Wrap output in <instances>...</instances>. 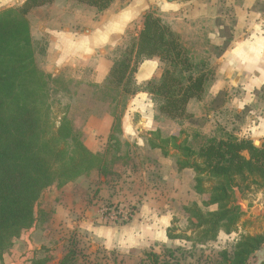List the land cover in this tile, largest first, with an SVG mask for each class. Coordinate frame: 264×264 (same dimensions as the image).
Masks as SVG:
<instances>
[{"label":"rangeland","instance_id":"374dc122","mask_svg":"<svg viewBox=\"0 0 264 264\" xmlns=\"http://www.w3.org/2000/svg\"><path fill=\"white\" fill-rule=\"evenodd\" d=\"M137 2L145 3L143 14L166 17L162 19L171 28L183 30L193 74L204 73L206 82L214 79L217 59L230 42L241 35H264V0H123L120 8ZM75 4L52 8L45 14L36 11L31 19L28 14L30 45L37 67L48 80L53 135L63 139L59 130L65 119L70 121L69 133L102 157L105 169L99 172L84 167L75 181L47 189L36 209L39 223L14 241L0 264H29L34 258H48L49 264H59L73 249L79 253L78 264H142L149 262L146 254L151 252L170 264H217L224 260V253L233 254L242 237H264V188L256 186L244 191L235 189L236 204L243 215L232 233L221 231L215 240L205 241L200 230L190 227L187 208L196 204L207 214L217 207L205 206L209 193L196 191L197 175L193 170H178L177 163L184 156L175 146L186 141L198 151L208 134L213 136L215 132L218 140L226 138L224 122L220 123L223 117L217 119V124H208L207 117L193 115L201 112L196 107L192 113L187 109L186 115L178 119L162 114L165 99L150 93V85L156 80L137 83L139 78L134 75L128 86L131 93L125 94L109 76L102 83L95 82L91 67L64 65L58 73H47L51 38L50 32L40 27L45 24V28L58 31V21L65 17L62 29L70 31L78 21L70 32L83 37V8L95 10ZM143 14L118 47L113 50L104 46L113 66L123 60L144 21ZM4 19L0 20L4 26L0 25V30H13L15 18ZM63 36L59 31L57 40L62 41ZM213 40L221 44L216 46ZM62 46L66 63L81 56L76 44L63 42ZM208 93L200 99L207 100ZM223 100V93L216 101L210 100L205 114L215 111ZM73 137L66 141L68 156L77 151ZM163 140H169L165 145L167 155L150 145L151 141L162 144ZM59 146L63 148L64 142ZM213 184L206 179L204 188L210 190ZM168 230L179 237L170 239ZM247 264H257L256 257L251 255Z\"/></svg>","mask_w":264,"mask_h":264},{"label":"trees","instance_id":"16d2710c","mask_svg":"<svg viewBox=\"0 0 264 264\" xmlns=\"http://www.w3.org/2000/svg\"><path fill=\"white\" fill-rule=\"evenodd\" d=\"M53 1L26 0L23 5L0 14L1 22L13 17L16 21L13 30H0V263L14 241L39 223L36 209L47 189L62 188L75 181L84 167L99 172L105 169L102 157L69 133L72 130L70 121L65 119L59 130L63 139L52 133L49 84L45 73L35 63L27 15L32 9ZM74 1L103 12L116 0ZM151 58H158L164 64L160 80L150 85L151 94L165 99L161 113L172 119L184 117L189 101L200 99L204 94L206 75L193 74V64L180 36L154 13L144 16L142 31L125 50L123 60L111 68L109 78L123 93L130 94L131 78L139 66ZM71 137L77 151L68 156L66 141ZM61 141L63 148L59 146ZM168 143L169 140H163L162 144L151 141L150 145L167 155L165 145ZM175 147L184 156V160L177 163L178 170H193L197 175L196 191L209 193L205 206L217 207L207 214L196 204L187 208L190 227L200 230L205 241L215 240L221 231L227 234L235 231L243 215L236 204L235 189L264 188V144L258 147L252 140L228 135L220 140L208 139L198 151L192 150L186 141ZM206 179L214 182L210 190L204 188ZM168 237L179 236L168 230ZM263 245L262 236L242 237L233 254L224 253V260L217 264H247L251 255ZM146 256L149 262L142 264H170L154 252ZM50 262L48 258H34L29 264ZM78 262L79 253L73 249L59 264Z\"/></svg>","mask_w":264,"mask_h":264},{"label":"crops","instance_id":"0c3cea01","mask_svg":"<svg viewBox=\"0 0 264 264\" xmlns=\"http://www.w3.org/2000/svg\"><path fill=\"white\" fill-rule=\"evenodd\" d=\"M25 1L0 0V11L19 7ZM122 1L116 0L108 10L103 12H98L94 8L95 11L83 8V37L73 35L70 32L71 30L74 31L73 26L79 24L78 21L73 23L71 29H69L70 31L62 29L66 21L65 17L58 21L60 24L58 31L52 27L45 28V24H42L41 30L50 32L51 38L49 40L51 49L48 54L47 73H58L61 67L67 65H72L74 68L87 66L91 67L89 72L95 82L102 83L109 76L113 67V62L106 56L109 53L104 50V46L111 47L113 50L114 47H118L123 40V36L133 30L135 20L146 9L143 2L131 3V5L128 4L120 8ZM75 3L77 2L74 0H54L49 5L32 10L28 15V19H31L36 11L45 14L52 8H64L66 5H76ZM145 15L143 14V16ZM162 18L167 19L166 17ZM143 24L144 21L139 24L138 32L135 33L134 37H138L143 29ZM68 26L69 24L66 28ZM175 27L170 28L180 36L182 45L187 48L183 30L181 31V29H177V26ZM262 27L264 25L261 26V29ZM59 31H62L64 35L62 41L57 40L56 37ZM236 39L225 47L222 55L217 59L218 67L214 72V79H209L206 82L205 93H208L209 90V98L207 100L203 99L204 97L202 99H192L189 101L187 109L188 112L193 109H201V112L193 115L196 118L207 117L208 124L209 122L217 124V119L223 117L220 123L224 122L223 128L228 133L225 136L233 135L238 139H249L264 143V35L261 33L260 35L252 34L247 38L241 35ZM63 42L68 46L69 44L73 46L76 44L74 47L80 48L78 54L81 56L73 57L72 61L67 63L63 61ZM213 43L216 46L221 44L214 40ZM163 65L158 58L145 60L135 73V77L139 78L137 83L160 80L163 74ZM220 93L224 94L223 102L217 105L219 107L215 111L211 110L205 114L207 103L210 100L211 103L216 101ZM208 135L207 139L215 138V132H213V136L212 134Z\"/></svg>","mask_w":264,"mask_h":264},{"label":"water","instance_id":"95a60500","mask_svg":"<svg viewBox=\"0 0 264 264\" xmlns=\"http://www.w3.org/2000/svg\"><path fill=\"white\" fill-rule=\"evenodd\" d=\"M254 145L260 147L262 146V143L260 141H253ZM253 256L257 259V264H263L264 263V245L259 248L257 252L253 254Z\"/></svg>","mask_w":264,"mask_h":264}]
</instances>
